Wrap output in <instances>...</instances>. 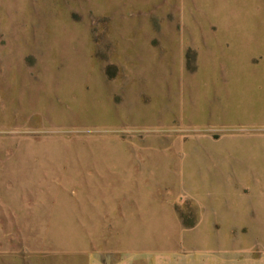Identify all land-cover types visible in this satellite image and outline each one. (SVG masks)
<instances>
[{
  "label": "rangeland",
  "instance_id": "rangeland-1",
  "mask_svg": "<svg viewBox=\"0 0 264 264\" xmlns=\"http://www.w3.org/2000/svg\"><path fill=\"white\" fill-rule=\"evenodd\" d=\"M0 264H264V0H0Z\"/></svg>",
  "mask_w": 264,
  "mask_h": 264
}]
</instances>
